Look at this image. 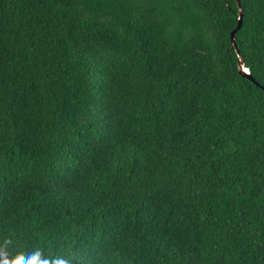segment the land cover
Listing matches in <instances>:
<instances>
[{
	"label": "trees",
	"instance_id": "trees-1",
	"mask_svg": "<svg viewBox=\"0 0 264 264\" xmlns=\"http://www.w3.org/2000/svg\"><path fill=\"white\" fill-rule=\"evenodd\" d=\"M239 2L233 48L237 0H0V264H264V0Z\"/></svg>",
	"mask_w": 264,
	"mask_h": 264
},
{
	"label": "water",
	"instance_id": "water-1",
	"mask_svg": "<svg viewBox=\"0 0 264 264\" xmlns=\"http://www.w3.org/2000/svg\"><path fill=\"white\" fill-rule=\"evenodd\" d=\"M237 5L239 7V18H238V25L237 27L230 33V41L232 43V47L233 48H236V42H235V39H234V33H235V30L240 27V24H241V21H242V7L240 5V2L239 0H237ZM242 60L239 58V69L241 71V73H243L244 75L248 76L249 77V74H248V71H245L246 68L243 67L242 65ZM248 70V69H247Z\"/></svg>",
	"mask_w": 264,
	"mask_h": 264
},
{
	"label": "clouds",
	"instance_id": "clouds-1",
	"mask_svg": "<svg viewBox=\"0 0 264 264\" xmlns=\"http://www.w3.org/2000/svg\"><path fill=\"white\" fill-rule=\"evenodd\" d=\"M5 253H6L5 259H8L9 260V264H11V261L13 259H15V257L12 256L10 253H8V249L7 248H5ZM64 264H69V262L68 261H64Z\"/></svg>",
	"mask_w": 264,
	"mask_h": 264
},
{
	"label": "snow or ice",
	"instance_id": "snow-or-ice-1",
	"mask_svg": "<svg viewBox=\"0 0 264 264\" xmlns=\"http://www.w3.org/2000/svg\"><path fill=\"white\" fill-rule=\"evenodd\" d=\"M245 71H247V69H245ZM13 264H14V262H13Z\"/></svg>",
	"mask_w": 264,
	"mask_h": 264
}]
</instances>
